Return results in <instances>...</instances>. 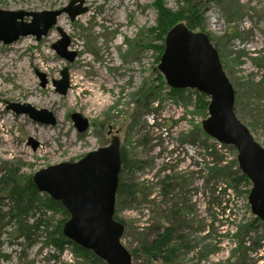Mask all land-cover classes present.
I'll return each instance as SVG.
<instances>
[{
  "label": "rangeland",
  "instance_id": "rangeland-1",
  "mask_svg": "<svg viewBox=\"0 0 264 264\" xmlns=\"http://www.w3.org/2000/svg\"><path fill=\"white\" fill-rule=\"evenodd\" d=\"M194 1L199 2L205 33L217 47L222 67L238 97L237 113L264 147V0ZM163 2L172 10L183 4L179 0ZM68 3L69 0H0V10H57ZM82 5L86 7L84 13L74 20L66 12L61 13L39 40L34 35L20 36L9 44L0 40V178L13 174L24 186L26 177L31 178L35 171L76 161L107 145L117 133L126 162L139 160L138 169L129 172V177L149 193L143 201L122 200L116 207L118 219L126 223L121 242L135 252L131 264H151L140 251L139 239L157 216L151 206L161 199L158 182L165 175L177 176V182L183 176L187 181L183 189L174 186L168 197L187 201L191 220L187 225V252L176 264H235L240 256L233 255L237 245L235 232L240 225L249 223L253 214L245 195L236 196L230 189L223 195L226 207L209 203L211 195L208 188H203V178H208L206 158L199 140L191 143L186 137L204 118L195 111L194 89L184 88L190 92L186 90L181 98L164 83L148 106L145 107L146 101L141 105L135 101L136 92L156 78L152 70L159 62L155 45L160 40L150 31L157 23L154 0H83ZM7 19H3L4 27ZM30 20L27 16L22 19ZM60 31L70 39L68 49L76 52L72 62L52 48L61 38ZM65 66L69 87L60 94L53 80L61 77L60 70ZM41 74L45 85H41ZM102 101L105 102L96 112L94 108ZM9 103H19L25 109L26 105L46 109L55 123L43 124L27 113H16L8 107ZM73 112L88 119L85 131L79 132L74 126L70 117ZM29 138L36 142L35 147ZM219 151L224 155L221 164L236 160L234 148ZM121 176L126 177V170ZM223 183L219 190L224 188ZM0 204L5 212L7 200H0ZM37 210L46 212L52 224L61 218L59 212L51 209ZM255 228L256 231L248 230L243 244L257 246L246 251L248 262L264 264V229L259 222ZM18 233L14 222L3 227L0 264L82 263L70 246L56 251L50 242L45 243L44 232H34L31 245H26Z\"/></svg>",
  "mask_w": 264,
  "mask_h": 264
},
{
  "label": "water",
  "instance_id": "water-1",
  "mask_svg": "<svg viewBox=\"0 0 264 264\" xmlns=\"http://www.w3.org/2000/svg\"><path fill=\"white\" fill-rule=\"evenodd\" d=\"M76 1L79 3L74 5ZM82 3L83 0H69L67 6L57 10H0V40L9 44L26 35H34L39 40L61 13L66 12L70 20L84 13L86 7ZM25 16L31 20L22 21ZM4 17L8 18L6 27ZM60 34L61 38L52 48L72 62L76 52L68 49L69 37L62 31ZM163 45L158 71L169 87L190 88L209 97L201 128L217 142L235 148L238 166L251 182L247 195L250 212L264 222V147L235 114V90L222 67L217 48L205 32L191 30L183 22L166 32ZM60 76L53 84L58 93L65 94L69 87L66 66L60 70ZM45 82L41 74V85ZM8 107L16 113H27L40 123H55L46 109L30 105L25 109L19 103H9ZM70 117L79 132L86 130L87 118L78 112ZM29 141L36 146L34 140L29 138ZM121 164L120 139L114 134L107 145L87 152L76 161L49 165L31 175L39 192L47 193L67 210L69 218L63 224V234L80 247L91 250L106 264H131V254L121 242L124 225L114 218Z\"/></svg>",
  "mask_w": 264,
  "mask_h": 264
},
{
  "label": "trees",
  "instance_id": "trees-1",
  "mask_svg": "<svg viewBox=\"0 0 264 264\" xmlns=\"http://www.w3.org/2000/svg\"><path fill=\"white\" fill-rule=\"evenodd\" d=\"M179 3L183 4H179L177 10H172L165 6L163 0H154V7L157 10V23L150 31L151 35L155 32V36L160 40V43L155 45V48L159 52L156 57L157 61H159L160 55L164 49V36L175 24L183 22L191 30L198 29L205 32V28L202 25V11L199 2H195L194 0H179ZM152 47H154V45H152ZM152 71L156 73V78H152L144 90L136 92L137 97L135 101L140 105L143 101H146L145 107L148 106L150 99L155 97L157 89L165 83L163 75L158 71L157 66L153 68ZM169 90L181 98H184V92L186 90L190 92V89L177 90L172 87H169ZM192 93H194L196 99L194 102L195 111L203 117L207 116L208 96L197 90H193ZM237 105L238 97L235 96L234 111L241 120L236 110ZM186 137H188L187 141H191V143H195L199 140V144L204 153L203 155L206 158L205 169L207 170L208 178H205V180L203 178V188H208V192L211 195L212 199L209 202L210 205L214 207H226L227 203L223 200V195L224 191L228 189L236 196L243 193L247 198L251 182L241 171L237 161L233 160L221 164L224 155L221 154L219 149H232L233 147L221 144V147L217 149L216 146L218 143L203 132L199 123L193 126L190 132L186 134ZM126 161L121 149L122 169L119 173L118 187L115 195L114 218L124 225L122 235L125 233L126 223L117 217L116 207L118 203L122 200L124 202H134L141 199V201H143L149 195L141 184L137 183L133 177H129L128 175L129 172L131 173V171L138 169L137 165L139 160L135 159L131 164H128ZM125 170L126 177H122L121 174ZM179 177L180 182H177V176L173 178L172 176L165 175L160 178L158 182V196H160L161 199L157 203L153 202L151 206L152 212H156L157 216L154 217L151 226L146 228V232L141 233L142 236L141 239H139L140 251L151 264H176L184 253L187 252L186 240L189 235L187 225L191 222L188 218L189 205L187 201L178 202L175 198H168L174 186L178 185L179 188L183 189L185 186L184 184L187 183L183 176ZM174 180H176V182H174ZM220 183L225 184V186L224 188L221 187L219 190ZM4 199L7 200L8 209L5 212L0 209V236L3 227L6 224L14 222L17 226L19 237L24 239L26 245H31L34 232H44L45 243H47V241L50 242L56 251L62 250L65 246H70L76 256L82 259L81 264H106L104 260L96 256L91 250L80 247L63 234V224L69 218L67 210L59 201L54 200L49 195L39 194L29 176L26 177L24 186H21L17 182V178L13 176V174L2 176L0 178V200ZM38 208H48L53 210V212H59L61 218L56 224H52L50 217H46V212L43 213L41 210L36 211ZM35 211L38 213L37 216ZM30 217H32L31 222H29ZM258 222L264 229V222L253 215V219L249 223L240 225L237 232H235L237 245H235L233 249V255L234 253L240 255L235 264H251L248 262L249 258L246 256V251L249 249L255 250L257 246L255 248L253 246H246L243 244V239L248 235V230L253 229L256 231L255 227ZM130 254L131 257H133L135 255L134 250H130Z\"/></svg>",
  "mask_w": 264,
  "mask_h": 264
},
{
  "label": "bare ground",
  "instance_id": "bare-ground-1",
  "mask_svg": "<svg viewBox=\"0 0 264 264\" xmlns=\"http://www.w3.org/2000/svg\"><path fill=\"white\" fill-rule=\"evenodd\" d=\"M23 44H26V45H29V44H27L26 42H23ZM17 72H20V69L19 70H17ZM75 81L77 80V78H75L74 79ZM25 81H26V79H25ZM98 99H102L100 96H99V98ZM105 101H102V103H100L99 105H98V107L97 108H94L95 109V111L97 112L98 111V109L99 108H101L102 107V104L104 103ZM73 103H74V101H73ZM91 107V106H90ZM91 110V109H90ZM43 193V192H42Z\"/></svg>",
  "mask_w": 264,
  "mask_h": 264
},
{
  "label": "flooded vegetation",
  "instance_id": "flooded-vegetation-1",
  "mask_svg": "<svg viewBox=\"0 0 264 264\" xmlns=\"http://www.w3.org/2000/svg\"><path fill=\"white\" fill-rule=\"evenodd\" d=\"M110 133H108V134H111L112 133V129H111V131H109Z\"/></svg>",
  "mask_w": 264,
  "mask_h": 264
},
{
  "label": "built area",
  "instance_id": "built-area-1",
  "mask_svg": "<svg viewBox=\"0 0 264 264\" xmlns=\"http://www.w3.org/2000/svg\"><path fill=\"white\" fill-rule=\"evenodd\" d=\"M165 129V128H164Z\"/></svg>",
  "mask_w": 264,
  "mask_h": 264
}]
</instances>
